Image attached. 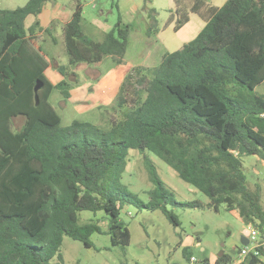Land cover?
<instances>
[{"label": "trees", "instance_id": "obj_1", "mask_svg": "<svg viewBox=\"0 0 264 264\" xmlns=\"http://www.w3.org/2000/svg\"><path fill=\"white\" fill-rule=\"evenodd\" d=\"M50 1L0 9V264H51L56 256L63 261L64 236L91 247V235L106 232L112 246H127L124 204L160 209L176 226L180 221L169 203L202 206L176 201L149 161L155 189L149 202L140 200L121 183L130 149L158 155L207 195L215 210L222 203L238 210L264 243L261 191L249 188L242 160L264 158V95L253 93L264 82V0H226L221 6L174 0L164 28L180 29L192 13L205 26L182 48L165 53L158 66H137L126 76L103 118L106 129L79 119L62 125L50 101L55 88L68 97L69 83L48 80L50 62L38 34L43 28L37 19L26 23ZM83 12V0H77L64 26L69 65L98 63L106 55L123 62L131 27L119 18L99 41L84 32ZM59 69L73 76L67 66ZM37 80L43 86L36 93ZM84 210L105 211L107 229L99 220L79 224ZM260 251L262 257L250 253L244 264H264V245ZM228 263L226 254L216 261Z\"/></svg>", "mask_w": 264, "mask_h": 264}, {"label": "rangeland", "instance_id": "obj_2", "mask_svg": "<svg viewBox=\"0 0 264 264\" xmlns=\"http://www.w3.org/2000/svg\"><path fill=\"white\" fill-rule=\"evenodd\" d=\"M27 1L0 0V9H13ZM56 1L72 5V0ZM208 1L223 5L226 0ZM83 4V30L96 40L102 41L119 18L122 26L131 27L127 53L121 63L106 55L99 63H79L87 66L85 75L76 71L71 73L73 76L63 75L59 67H68L70 62L65 34H56L57 40L53 42L47 37L48 33L51 34L48 31L45 34L47 40L43 43V50L51 63L47 73L56 72L62 76L61 81L66 79L70 93L66 97L60 89L55 88L51 102L62 117V125H69L79 119L106 129L103 118L106 111L117 103L126 76L138 65L158 66L165 53L178 50L193 40L203 28V21L198 15L192 14L191 20L176 31L164 28L174 0H83ZM151 8L156 12L150 11ZM171 35L181 39V46L170 45L168 36ZM89 68L91 73H87ZM253 93L264 95V82ZM111 115L116 117L115 113ZM23 121V117L18 118L15 125L19 127ZM242 160L247 184L252 190L260 188L264 208V158L245 155ZM148 161L155 166L176 201L198 200L202 206L169 203L168 209L180 221V225L176 226L160 209L149 210L134 204H124L120 217L131 234L127 246H112L110 235L106 232L93 233L91 247L85 246L80 240L64 236L60 250L63 261L56 256L51 264H216L221 253L229 258L228 264H242L239 257V250L244 247L242 237L249 239L253 231L243 223L238 210L228 209L225 203L220 205L218 211L209 206L211 199L180 178L177 171L158 155L149 150L130 149L121 183L140 200L149 202L155 185L150 177ZM78 217L79 224L99 220L103 230L107 229L109 217L103 210L80 211ZM261 236L248 246L253 248L258 240L262 241Z\"/></svg>", "mask_w": 264, "mask_h": 264}, {"label": "crops", "instance_id": "obj_3", "mask_svg": "<svg viewBox=\"0 0 264 264\" xmlns=\"http://www.w3.org/2000/svg\"><path fill=\"white\" fill-rule=\"evenodd\" d=\"M76 4H77V0H72V5L71 6L63 4V3H59L56 0L50 1V2L45 4V6L43 8V11L40 13V15L38 17H36L34 15H30L28 17L27 22H26L27 23V27L30 26L34 21H36V19L39 20L40 21V25L43 28V31H38V34H40L42 36L43 41L46 42L47 37H48V38H51L53 42H56V40H57L56 36L58 34L62 33V35L64 36V26H65L66 23H68L71 20L73 14L75 12V9H76ZM214 5H217V4H214ZM217 6H221V5H217ZM192 14L193 15H198L196 13H192ZM192 14L190 15V20L192 18ZM202 21H203L202 27H204L206 23H205V21L203 19H202ZM166 28L167 29H169V28H173L174 29L173 24L169 25ZM48 31H51V34L50 33L47 34ZM166 31L167 30H165L164 32L166 33ZM45 34H47L49 36L46 37ZM168 39L170 41V45H173V46H181V44L183 43L181 41V39L177 38V35H175V36L171 35V37L168 36ZM49 62H50V60H49ZM50 64H49L48 68L50 67ZM138 66H150V65H138ZM48 68L45 71V75L47 76L48 80L54 85L58 84L61 81L62 76L60 74L56 73V72L47 73ZM69 71L70 72L72 71V73L74 71H76V72H78L80 74L85 75L84 72L87 71V66L83 65V64H77L75 66L68 65V72ZM91 72L92 71H90V68H89L87 73H91ZM51 97H52V95H51ZM50 101H51V98H50Z\"/></svg>", "mask_w": 264, "mask_h": 264}, {"label": "built area", "instance_id": "obj_4", "mask_svg": "<svg viewBox=\"0 0 264 264\" xmlns=\"http://www.w3.org/2000/svg\"><path fill=\"white\" fill-rule=\"evenodd\" d=\"M251 230L253 231L252 236L249 238V244L254 241L257 240L258 237L262 234L261 231L253 226H250ZM248 244V245H249ZM248 245L244 246L240 251H239V257H241L242 259V264H244L247 255H249L250 253H254L257 256L262 257V253L260 251V247L262 245H264V243L260 240H258V242L255 244V246H253V248H250Z\"/></svg>", "mask_w": 264, "mask_h": 264}, {"label": "water", "instance_id": "obj_5", "mask_svg": "<svg viewBox=\"0 0 264 264\" xmlns=\"http://www.w3.org/2000/svg\"><path fill=\"white\" fill-rule=\"evenodd\" d=\"M42 86H43V82L41 80H37L36 85H35V92L37 93ZM242 244L244 246L249 244V239L246 236L242 237ZM222 256H223V253L220 254V257Z\"/></svg>", "mask_w": 264, "mask_h": 264}]
</instances>
